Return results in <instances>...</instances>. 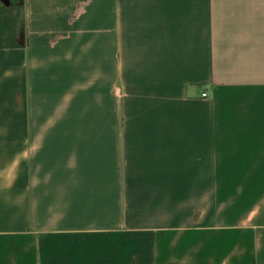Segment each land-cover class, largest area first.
Returning a JSON list of instances; mask_svg holds the SVG:
<instances>
[{
	"label": "crops",
	"instance_id": "crops-1",
	"mask_svg": "<svg viewBox=\"0 0 264 264\" xmlns=\"http://www.w3.org/2000/svg\"><path fill=\"white\" fill-rule=\"evenodd\" d=\"M0 264H264V0H0Z\"/></svg>",
	"mask_w": 264,
	"mask_h": 264
},
{
	"label": "built area",
	"instance_id": "built-area-1",
	"mask_svg": "<svg viewBox=\"0 0 264 264\" xmlns=\"http://www.w3.org/2000/svg\"><path fill=\"white\" fill-rule=\"evenodd\" d=\"M204 96H206V94H203Z\"/></svg>",
	"mask_w": 264,
	"mask_h": 264
}]
</instances>
